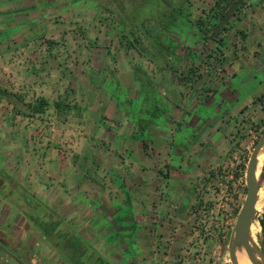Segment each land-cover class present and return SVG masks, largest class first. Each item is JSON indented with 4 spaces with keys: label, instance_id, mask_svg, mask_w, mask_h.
Instances as JSON below:
<instances>
[{
    "label": "rangeland",
    "instance_id": "1",
    "mask_svg": "<svg viewBox=\"0 0 264 264\" xmlns=\"http://www.w3.org/2000/svg\"><path fill=\"white\" fill-rule=\"evenodd\" d=\"M141 2L0 0V86L25 100L36 99L32 87L25 80L18 85L10 73L12 68L39 71L42 65L36 62L44 58L33 50L45 49L54 54L45 58V71L58 77L61 71L66 73L62 80L65 100L81 108L56 116L51 107L44 115L20 120L15 117L16 107L0 97V118L6 114L5 127L0 126L3 223L60 221L69 226L75 217L65 216V212L76 208L77 196L87 200L85 208L93 209L88 203L94 193L91 187L97 185L104 191L103 204L125 200L123 219L129 217V232L134 215L142 208L141 200L149 201V208H160L163 198L166 209L184 201L197 213L193 218L197 232L183 251L191 248V253L202 256L206 251L200 244L216 216H233L236 222L247 193L248 160L264 132V125H259L264 114L256 101L264 93V0H190L184 4L193 21L207 17L215 8L209 25L214 24L219 32H210L206 50L178 33L176 25L171 28L174 37L169 38L167 26L174 12L157 15L151 24L156 27L160 48L141 38L156 62L127 43L121 44L119 36L102 21L106 17L104 21L115 26L125 24ZM160 2L148 0L139 15H150L156 6L167 9L165 4H157ZM7 45L11 51L3 52ZM194 53H198L196 58ZM190 66L196 68V82L185 79ZM250 74L257 78L256 83H243V77ZM143 124L147 136L140 133ZM27 127L34 131L31 136L16 135ZM43 127L57 131L48 143L46 136L37 133ZM124 129L135 133L123 135ZM189 160L194 161L191 168L186 165ZM144 164L148 167L145 172ZM263 165L264 155L260 186ZM82 188L88 190L90 199L78 195L77 189ZM23 194L34 200L33 206ZM95 207L103 208L100 204ZM11 210L18 213L11 217ZM258 211L252 239L264 251L260 223L264 207ZM26 214L29 216L24 218ZM105 217L110 225V217ZM225 226L227 232L230 223ZM231 233L226 237L223 264H231ZM76 247L74 251H78Z\"/></svg>",
    "mask_w": 264,
    "mask_h": 264
},
{
    "label": "crops",
    "instance_id": "2",
    "mask_svg": "<svg viewBox=\"0 0 264 264\" xmlns=\"http://www.w3.org/2000/svg\"><path fill=\"white\" fill-rule=\"evenodd\" d=\"M241 33L244 37H246L244 32L241 31ZM2 51H11L10 45H7L6 49ZM33 52L40 54L39 56L44 58V60L36 62L37 65L40 63L42 68L39 71L27 69V72H21L18 68H12L10 73L12 79L16 81L18 85H20L21 80H25L27 82V87H32L31 89H33V92L38 94L36 99L44 97L50 102V107L45 111V113H47L51 107L55 109L56 116H60L63 112H69H59L54 107V103L56 101L66 102L64 95L66 87L63 85L64 82L62 81L64 76H66V73L61 71V77H58L48 71H45V66L48 63V60L45 58L54 56L51 51L42 49L33 50ZM59 55L60 54H58V56ZM58 65L62 67L63 64L59 61ZM243 79V83L247 81L256 83L257 80V78L251 74L249 76H244ZM0 89L10 93V96L0 93V97L7 99L10 103V100H13L12 94L15 92H11L1 86ZM16 94L19 93L16 92ZM39 94L41 96H39ZM36 99L32 101H25L34 102ZM175 106L178 107V104H175ZM16 110L18 114L15 115V117H18L20 120H28L30 118H34V116L45 114L27 116L21 113L18 109ZM75 110L76 109H72L70 111ZM80 110L81 108L76 111L79 112ZM0 112L2 113L3 111L0 110ZM5 116L6 114H2V118H0V126H2V123L5 122ZM186 124L191 125L192 122H188ZM141 128L143 129V132L140 133H142L143 136H147L148 133L145 125L143 124ZM53 131L54 132H52L51 128L43 127L37 133L40 132L43 136H46L48 143L51 135L55 134V132L57 133L56 130L53 129ZM32 133H34V131L27 127L26 129H20V131L17 130L16 135L20 134L22 136H31ZM134 133V130L130 129H124L122 131V134H125L126 136L133 135ZM145 140L146 139H144V141ZM116 144H118V142H116ZM196 159L194 157V161H196ZM194 161L189 160V162H186V165L191 168V166L193 167L194 165ZM147 169L148 167L144 164L142 170L145 172ZM143 185L145 186L146 183H143ZM49 186L50 185H48V187ZM82 190L83 188L77 189L76 192L78 195L81 196V194H83V196L88 197L87 199H90V196L87 193L88 190ZM91 190L94 193H91L92 198L88 204L93 206V209L85 208L87 200H81V198L77 196L76 198L79 199L78 201L80 202L76 205V208H73L69 212H65V216L75 217L73 223L69 226H63V224L58 221L57 226L50 232H45L42 226L35 225L33 222L22 225L6 223L5 225L3 223L4 219L2 218L3 211L0 209V264L224 263L226 237L228 233L233 230L235 217L232 216L230 218H226L224 214H218L216 216L217 221L213 223L210 230L206 231V238H204L202 242L200 241V246H202L203 250L206 251V254L199 256L195 255L194 252L191 253V248L186 253L183 251L186 242L190 240L191 237H195L197 232L195 230L196 228L193 227V218L197 213L195 210L190 209L184 201H178V207L166 209L164 207L163 198L160 199V208H149V201L145 199L141 200L140 204L142 208H140L139 212L134 215V227H130L129 232L127 226L129 217L128 219H123V208L125 205L123 203L125 200L123 198L114 199L108 201L106 203L107 205H105L103 204L104 202L102 199V193L104 192L103 188L96 185L91 187ZM59 198H61V196H58V199ZM96 204L102 205L103 208L101 210H97L95 207ZM10 212L11 217L18 213L17 210H11ZM23 216L24 218H27L29 215L26 214ZM105 216H109L114 224L111 220H109L110 225L106 223L105 221L107 219ZM136 217L138 222L136 221ZM32 218L35 219V216ZM8 222H10V220ZM229 223L230 228L227 229L226 232L225 224ZM124 232L129 234L127 235ZM62 242H64V244ZM72 242L77 245L78 251L73 250L75 245L74 247L70 245Z\"/></svg>",
    "mask_w": 264,
    "mask_h": 264
},
{
    "label": "trees",
    "instance_id": "3",
    "mask_svg": "<svg viewBox=\"0 0 264 264\" xmlns=\"http://www.w3.org/2000/svg\"><path fill=\"white\" fill-rule=\"evenodd\" d=\"M141 1L142 2L140 4L142 5L137 7V9H135L133 16L129 18L127 23L125 24L121 23L118 26H115L110 22H106L107 21L106 17L103 18L102 21L105 22L108 25V27H110L111 30L114 31L119 36V41L121 44L127 43V45L132 47L134 50H136L139 55L148 57L152 62H156L157 58L156 57H155L156 59L150 58L151 56H149V52L147 48L143 45L141 38L142 36H144V38L152 42V44L155 46L156 49L160 48V45H158V42L156 40V35H157L156 27L151 24L154 20L153 18H155L157 15L160 14L163 15L164 13H166V11L171 13L174 12V14H171V16H169V23L167 26L170 33L169 38L172 39L174 37L173 34L176 32L171 31L172 30L171 28L172 25H176L179 27L178 33H184L185 35L189 36V38H191V40L193 41V45L197 47H202V49L204 50L208 48L206 43L210 38V32L214 31V33L216 34L219 32V30L216 28L214 24H212L211 26L209 25V19H211L212 16H215V8H213L211 12L208 13L207 17L200 16L196 21H193L189 17V14L186 11V9H184L183 7L184 4L185 5L189 4L190 0H160L161 2L157 4H165L166 5L165 7H167V9L162 10L160 6H156L154 7V11L150 15L148 14L146 17H143L139 15V12H141L143 8V4H146L148 0H141ZM109 11H111L110 8ZM194 56L196 58L198 56V53H194ZM166 65H168V67H171L170 63L168 62ZM171 70L173 72H176V69L174 67H171ZM197 77L198 74L196 68L190 66L188 74L185 76V79L192 82H196L195 78ZM12 95H13V100H10V103L13 104V106H15L16 109H18L21 113L27 116L43 114L50 107V102L44 97H39L34 102H26L23 96L16 93H13ZM256 101H259L261 105V109L264 114V93L258 96L256 98ZM54 107L59 112L70 111L72 109H76V110L80 109L78 105L76 104L72 105L64 101H56L54 103ZM259 125H264V119H262ZM211 175L215 176L213 171H211ZM261 178L264 179V165H263ZM260 223L264 231V215L260 219Z\"/></svg>",
    "mask_w": 264,
    "mask_h": 264
},
{
    "label": "water",
    "instance_id": "4",
    "mask_svg": "<svg viewBox=\"0 0 264 264\" xmlns=\"http://www.w3.org/2000/svg\"><path fill=\"white\" fill-rule=\"evenodd\" d=\"M1 94L10 96V93L0 89ZM264 147V132L257 140L253 150L250 154L248 164L246 167V186L247 193L245 200L239 210V213L234 224L229 244V255L231 264H238L236 257V245H243L246 254L252 264H264V251H262L249 237L251 226L257 219L259 211L256 208L258 202V195L260 189L259 178L256 174L258 167V155L260 150ZM262 174V172H261ZM260 180H264L260 178Z\"/></svg>",
    "mask_w": 264,
    "mask_h": 264
},
{
    "label": "bare ground",
    "instance_id": "5",
    "mask_svg": "<svg viewBox=\"0 0 264 264\" xmlns=\"http://www.w3.org/2000/svg\"><path fill=\"white\" fill-rule=\"evenodd\" d=\"M263 155H264V147L260 150L259 155H258L259 163H258V167H257V171H256L257 176L260 172ZM262 207H264V183L260 186L259 195H258V202L256 205L257 210L261 209ZM254 229H255V224H252L249 237H252V235L255 233ZM235 252H236V257L238 259V264H252L250 262L248 256H247V254H246V251H245L243 245H236Z\"/></svg>",
    "mask_w": 264,
    "mask_h": 264
},
{
    "label": "flooded vegetation",
    "instance_id": "6",
    "mask_svg": "<svg viewBox=\"0 0 264 264\" xmlns=\"http://www.w3.org/2000/svg\"><path fill=\"white\" fill-rule=\"evenodd\" d=\"M23 197H24V199H25V201H26V203L28 205H30V206H33L34 205V200L33 199L28 198V196L26 194H23ZM49 222L50 221H46L43 225H40V226L43 227V230L45 232H50V231L54 230V228L58 224V221L55 224H50ZM70 245H72L74 247L75 244H74V242H72Z\"/></svg>",
    "mask_w": 264,
    "mask_h": 264
},
{
    "label": "built area",
    "instance_id": "7",
    "mask_svg": "<svg viewBox=\"0 0 264 264\" xmlns=\"http://www.w3.org/2000/svg\"><path fill=\"white\" fill-rule=\"evenodd\" d=\"M243 175H244V173H243Z\"/></svg>",
    "mask_w": 264,
    "mask_h": 264
}]
</instances>
